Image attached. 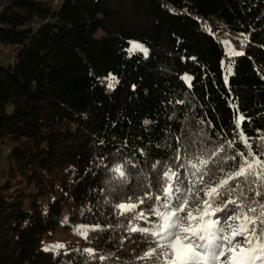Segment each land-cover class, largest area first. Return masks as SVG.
<instances>
[{"label": "trees", "instance_id": "1", "mask_svg": "<svg viewBox=\"0 0 264 264\" xmlns=\"http://www.w3.org/2000/svg\"><path fill=\"white\" fill-rule=\"evenodd\" d=\"M219 23L244 35V55L227 57ZM6 50L0 144L11 152L0 184V264H82L85 248L111 254L93 264H139L136 245L120 243L111 166L123 163L124 189L139 192L177 150L231 154L237 107L245 135L264 136V0H0V55ZM65 223L105 231L59 255L43 250Z\"/></svg>", "mask_w": 264, "mask_h": 264}, {"label": "snow or ice", "instance_id": "2", "mask_svg": "<svg viewBox=\"0 0 264 264\" xmlns=\"http://www.w3.org/2000/svg\"><path fill=\"white\" fill-rule=\"evenodd\" d=\"M130 43L147 57L148 50L142 44ZM226 54L244 55L234 49ZM227 73H232L231 61ZM183 79L190 81L191 77ZM224 80L227 83L228 75ZM108 86L113 87L111 83ZM236 113L233 139L226 141L227 148L233 149L231 154L224 146L192 156L187 148L183 156L177 150L174 164L160 167L139 192L124 189L128 174L123 163L109 169L111 179L121 189L120 202L112 205L125 221L116 225L125 230L120 243L136 245L138 251H133L139 264H264V199H259L264 193V136L257 141L245 135V115L239 114L238 107ZM237 138L240 148H235ZM247 193L255 195L249 199ZM74 231L87 240L90 232L105 229L95 224L75 226ZM132 234H136L134 238ZM54 248L59 255V249L66 245ZM81 255L85 257L82 264H93L111 254L85 248Z\"/></svg>", "mask_w": 264, "mask_h": 264}, {"label": "rangeland", "instance_id": "3", "mask_svg": "<svg viewBox=\"0 0 264 264\" xmlns=\"http://www.w3.org/2000/svg\"><path fill=\"white\" fill-rule=\"evenodd\" d=\"M219 29L216 30L217 36L219 40L222 42L225 52L227 53L229 49H234L239 52H243V46L242 42L244 41V35L241 33H236L222 24H218ZM223 42H227L226 44ZM132 51H137L135 49H132ZM10 54L9 50H6L3 55H0V63L3 65H7V55ZM227 55V54H226ZM227 57H229L227 55ZM234 57V56H232ZM229 57V58H232ZM227 66H225V70L227 72ZM1 146V144H0ZM0 148V184L4 183L5 177H6V172H7V167L9 164L8 160V155L11 152V147L9 144L3 145ZM66 213L63 214V219L65 218ZM76 226H88L83 223H79ZM74 227L70 224H63L61 227H59L56 232L52 235V237L45 236L42 241V248L45 250V248H49L53 252H57V250L54 248L55 245L57 244H68L70 242H79V241H85V239L81 238V235H78L74 231ZM61 250V249H59Z\"/></svg>", "mask_w": 264, "mask_h": 264}]
</instances>
